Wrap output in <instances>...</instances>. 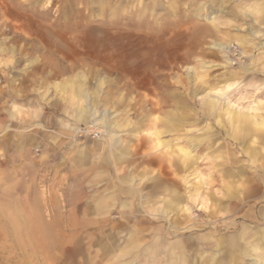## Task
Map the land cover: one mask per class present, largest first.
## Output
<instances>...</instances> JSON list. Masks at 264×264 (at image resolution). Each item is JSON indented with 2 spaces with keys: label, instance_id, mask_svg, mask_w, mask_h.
Masks as SVG:
<instances>
[{
  "label": "rangeland",
  "instance_id": "obj_1",
  "mask_svg": "<svg viewBox=\"0 0 264 264\" xmlns=\"http://www.w3.org/2000/svg\"><path fill=\"white\" fill-rule=\"evenodd\" d=\"M259 1L0 0V264H264Z\"/></svg>",
  "mask_w": 264,
  "mask_h": 264
},
{
  "label": "bare ground",
  "instance_id": "obj_2",
  "mask_svg": "<svg viewBox=\"0 0 264 264\" xmlns=\"http://www.w3.org/2000/svg\"><path fill=\"white\" fill-rule=\"evenodd\" d=\"M260 14H262L261 12H260ZM211 19H213V18H215L214 16H211L210 17ZM222 47H225L226 48V46H224V45H221ZM225 93H222L221 94V96L222 97H224L225 95H224ZM225 98V97H224ZM219 102H220V100L219 99H217V106H218V104H219ZM212 103V102H211ZM208 104L210 107H217L216 105L214 106V103H212V104ZM234 105H236V103L234 102ZM220 106V105H219ZM239 106V105H238ZM94 112V111H93ZM95 113V112H94ZM240 114V113H239ZM95 116H96V114H95ZM239 116V115H238ZM251 118H254L253 116L251 117ZM251 118H249L247 115H243V116H241L240 118H238V120H239V122L242 124V126H243V128H242V131H244L243 133H245V135H247V136H250V137H252V136H254V137H256L258 140H261L262 142L264 141V131H263V129H258V132H256L257 131V129H255V128H253L252 127V119ZM262 123V125L264 124L263 122H261ZM257 126H259V125H257ZM93 127V126H92ZM96 129V128H95ZM256 130V131H255ZM100 131V130H99ZM254 131V132H253ZM102 132H104V129H102ZM256 132V133H255ZM162 133V132H161ZM156 134L158 135L159 134V130L158 131H156ZM114 135V134H113ZM244 135V136H245ZM115 136V135H114ZM252 139V138H251ZM112 142L114 143V146H115V144H116V142L115 141H113L112 140ZM160 143V142H159ZM161 144V143H160ZM195 149V148H194ZM193 151V150H192ZM192 151L191 150H189V149H186V148H181V149H179V152L177 153V155L179 156V158H180V160H181V165L182 166H189V165H191V162H192V160H194V156L192 155ZM227 160H229V157H227ZM174 163L175 162H177V161H173ZM178 163V162H177ZM176 164V163H175ZM170 167H171V165H170ZM255 179H257V180H260V176H254L253 178L252 177H250V178H248V181L251 183L250 184V187H252L253 186V183H254V181H255ZM169 190V192L171 193L170 194V198L169 199H167V204H169V207H174V209L173 210H176V208H178V206H179V200H178V194H177V191L176 190H174V189H168ZM98 204V203H97ZM238 203L235 201H231L230 202V205H232V206H234V205H237ZM98 207H99V209H100V204L98 205ZM155 207V206H154ZM163 208V207H162ZM164 209H168L167 208V206L165 207V205H164ZM179 209V208H178ZM177 209V210H178ZM162 210V209H161ZM171 209H169V211H170ZM176 210V211H177ZM179 210H181V211H183V212H185L184 211V209L183 208H181V209H179ZM180 215V214H179ZM184 216H186V215H184ZM187 216H188V214H187ZM179 217V216H178ZM178 217H177V219H178ZM186 218V217H185ZM176 219V220H177ZM191 228V227H190ZM103 252H105L106 253V250H108V248H107V246L105 247V248H103ZM222 251V250H221ZM222 254V253H221ZM201 262V261H200Z\"/></svg>",
  "mask_w": 264,
  "mask_h": 264
},
{
  "label": "crops",
  "instance_id": "obj_3",
  "mask_svg": "<svg viewBox=\"0 0 264 264\" xmlns=\"http://www.w3.org/2000/svg\"><path fill=\"white\" fill-rule=\"evenodd\" d=\"M257 6H258V9L257 10H255V9H253V11L254 12H257V13H259L260 14V12L262 13V14H260V17H262L263 19H264V1H259L257 4H256ZM214 19V18H213ZM210 104V103H209ZM209 108H210V106L209 105H207ZM94 111V110H93ZM91 111V110H89V109H87V108H85V107H83V106H81V107H78V108H76L75 110H74V113H75V116L78 118V119H89L90 117H95V114H96V111ZM85 117V118H84ZM156 133V132H155ZM134 134H136V132L134 133ZM153 134L152 133H150V134H148V136H152ZM157 135V134H156ZM158 136V135H157ZM108 149L107 150H105V151H103V156H102V158L104 157V159H105V161H107V163L105 164V163H103L102 165H100V166H104V164H105V166L107 165V168L109 169V167H111L112 166V164L110 163V159H109V156H108ZM160 163V166H161V168L163 169V164H161V162H159ZM99 166V165H98ZM95 167V171H96V178L98 179L99 178V173H104V171H99L98 169H99V167L98 168H96L97 166L95 165L94 166ZM162 169L160 170V171H162ZM98 170V171H97ZM110 170V169H109ZM156 186V185H155ZM152 195H153V193H152ZM99 205V204H98ZM98 205H97V208L99 209V207H98Z\"/></svg>",
  "mask_w": 264,
  "mask_h": 264
}]
</instances>
